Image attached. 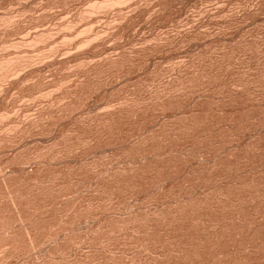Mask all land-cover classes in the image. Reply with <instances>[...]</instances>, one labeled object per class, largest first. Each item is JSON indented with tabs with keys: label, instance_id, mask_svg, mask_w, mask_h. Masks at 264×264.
Listing matches in <instances>:
<instances>
[{
	"label": "rangeland",
	"instance_id": "rangeland-1",
	"mask_svg": "<svg viewBox=\"0 0 264 264\" xmlns=\"http://www.w3.org/2000/svg\"><path fill=\"white\" fill-rule=\"evenodd\" d=\"M107 1L0 0V264H264V0Z\"/></svg>",
	"mask_w": 264,
	"mask_h": 264
},
{
	"label": "bare ground",
	"instance_id": "bare-ground-1",
	"mask_svg": "<svg viewBox=\"0 0 264 264\" xmlns=\"http://www.w3.org/2000/svg\"><path fill=\"white\" fill-rule=\"evenodd\" d=\"M112 1V0H111ZM114 1H116V2H114ZM114 1H112L113 2V5H112V2H109V1H107L109 4L106 6L105 4H106V2L103 4V6L107 9V7H109V5L111 6H115L116 4H120V3H125L126 2V0H114ZM127 1H132V0H127ZM156 1V0H155ZM154 1V2H155ZM164 1V0H163ZM64 2H66V1H64ZM94 2V1H93ZM118 2V3H117ZM133 2V1H132ZM116 3V4H115ZM123 3H122V5H123ZM89 4V3H88ZM91 4V3H90ZM119 4H118V6H119ZM85 5V4H84ZM92 5H94V4H92ZM101 5V6H100ZM99 5V8H101L102 7V4H100ZM145 5V4H144ZM126 6H128V4L126 5ZM125 6V7H126ZM133 7V6H132ZM150 7V6H149ZM162 7V6H161ZM48 8V7H47ZM58 8V7H57ZM82 8V7H81ZM99 8H97V9H99ZM103 8V7H102ZM104 8V9H105ZM135 8V7H134ZM52 9V8H51ZM66 9V8H65ZM110 9V8H109ZM85 10V9H84ZM96 10V9H95ZM95 10H93V11H95ZM131 10V9H130ZM48 11V10H47ZM104 11V10H103ZM129 11V10H128ZM96 12V11H95ZM22 13V12H21ZM89 13V12H88ZM102 13V12H101ZM118 14V13H117ZM123 14V13H122ZM151 14V13H150ZM84 15V14H83ZM131 15V14H130ZM12 16V15H11ZM85 16V15H84ZM102 16V15H101ZM15 17V16H14ZM13 17V18H14ZM82 17V16H81ZM87 17V16H86ZM126 17V16H125ZM78 18V17H77ZM96 18V17H95ZM2 19V18H1ZM114 19V18H113ZM126 19V18H125ZM9 20H11V19H9ZM115 20V19H114ZM134 21V20H133ZM12 22V21H11ZM68 22V21H67ZM82 22V21H81ZM110 22V21H109ZM80 22H78V24H79ZM115 23V22H114ZM1 24V23H0ZM10 24V23H9ZM71 24V23H70ZM82 24V23H81ZM99 25V24H98ZM113 25V24H112ZM119 25V24H118ZM77 26V25H76ZM97 26V25H96ZM100 26V25H99ZM115 26V25H114ZM6 27V26H5ZM12 27V26H11ZM65 27V26H64ZM67 27H69V26H67ZM77 28V27H76ZM106 28H108V27H106ZM7 29V28H6ZM49 29V28H48ZM85 29H87V28H85ZM5 30V29H4ZM65 30H66V28H65ZM115 30V29H114ZM13 31V30H12ZM71 31V30H70ZM72 31H73V29H72ZM83 31V30H82ZM82 31H81V33H82ZM104 31H106V30H104ZM43 32V31H42ZM69 32V31H68ZM92 32V31H91ZM109 32V31H108ZM64 33V32H63ZM85 33H87V32H85ZM88 33H90V31L88 32ZM126 33V32H125ZM136 33V32H135ZM4 34V33H3ZM43 34V33H42ZM50 34V33H49ZM48 34V35H49ZM61 34V33H60ZM70 34V33H69ZM84 34V33H83ZM105 34H107V33H105ZM145 34V33H144ZM34 35V34H33ZM47 35V36H48ZM88 35V34H87ZM166 35V34H165ZM28 36H30V34L28 35ZM46 36V35H45ZM123 36V35H122ZM169 36V35H168ZM186 36V35H185ZM33 37H35V36H33ZM44 37V36H43ZM54 37V36H53ZM69 37V36H68ZM165 37V36H164ZM3 38V37H2ZM56 38V37H55ZM84 38H86V37H84ZM98 38V37H97ZM104 38V37H103ZM138 38V37H137ZM147 38V37H146ZM163 38V37H162ZM166 38V37H165ZM12 39V38H11ZM50 39H52V38H50ZM60 39V38H59ZM67 39V38H66ZM100 39V38H99ZM168 39V38H167ZM23 40V39H22ZM21 40V41H22ZM32 40V39H31ZM33 40H34V38H33ZM72 40H73V38H72ZM71 40V41H72ZM91 40V39H90ZM93 40V39H92ZM116 40V39H115ZM136 40V39H135ZM164 40V39H163ZM27 41V40H26ZM40 41V40H39ZM61 41V40H60ZM95 41H97V40H94V42ZM141 41V40H140ZM147 41V40H146ZM12 42V41H11ZM17 42V41H16ZM23 42V41H22ZM32 42V41H31ZM46 42V41H45ZM49 42V41H48ZM84 42V41H83ZM87 42V41H86ZM94 42H92V43H94ZM116 42V41H115ZM126 42V41H125ZM33 43V42H32ZM68 43V42H67ZM88 43H90V42H88ZM121 43V42H120ZM143 43V42H142ZM147 43V42H146ZM162 43H164V42H162ZM4 44V43H3ZM12 44H13V42H12ZM15 44V43H14ZM27 44V46H28V43H26ZM31 44V43H30ZM29 44V45H30ZM58 44V43H57ZM56 43H55V45H54V48H55V46L57 45ZM78 44V43H77ZM34 45V44H33ZM46 45H47V43H46ZM61 45V44H60ZM71 45V44H70ZM74 45V44H73ZM84 45V44H83ZM91 45V44H90ZM114 45H115V43H114ZM135 45H136V43H135ZM145 45V44H144ZM25 46V45H24ZM36 46V45H35ZM34 46V47H35ZM37 46H38V43H37ZM45 46V45H44ZM68 46V45H67ZM107 46V45H106ZM108 46H109V44H108ZM107 46V47H108ZM8 47V46H7ZM16 47V46H15ZM22 47V46H21ZM29 47V46H28ZM101 47V46H100ZM137 47V46H136ZM139 47V46H138ZM12 48V47H11ZM33 48V47H32ZM52 48V47H51ZM57 48V47H56ZM148 48V47H147ZM2 49V48H1ZM7 49V48H6ZM24 49V48H23ZM28 49V48H27ZM31 49V48H30ZM35 49V48H34ZM40 49V48H39ZM49 49H50V47H49ZM49 49H47V50H49ZM59 49V48H58ZM61 49H63V48H61ZM65 49V48H64ZM98 49V48H97ZM126 49V48H125ZM155 49V48H154ZM8 50H12V49H8ZM29 50V49H28ZM42 50V49H41ZM71 50V49H70ZM76 50V49H75ZM159 50V49H158ZM7 51V50H6ZM38 51V50H37ZM44 51V50H43ZM79 51V50H78ZM97 51V50H96ZM130 51V50H129ZM35 52V51H34ZM44 52H46V51H44ZM51 52V51H50ZM64 52V51H63ZM66 52V51H65ZM116 52V51H115ZM197 52V51H196ZM2 53V52H1ZM18 53V52H17ZM67 53V52H66ZM118 53V52H117ZM125 53V52H124ZM165 53V52H164ZM58 54V53H57ZM68 54V53H67ZM74 54H75V52H74ZM106 54H107V52H106ZM109 54V53H108ZM114 54V53H113ZM209 54V53H208ZM9 55V54H8ZM44 55V54H43ZM53 55V54H52ZM155 55V54H154ZM22 56H24V55H22ZM25 56H26V54H25ZM49 56H51V55H49ZM55 56H56V54H55ZM67 56V55H66ZM65 56V57H66ZM71 56V55H70ZM90 56V55H89ZM116 56V55H115ZM145 56V55H144ZM13 57V56H12ZM19 57V56H18ZM28 57V56H27ZM52 57V56H51ZM94 57H96V56H94ZM134 57V56H133ZM202 57V56H201ZM22 58V57H21ZM62 58V57H61ZM78 58V57H77ZM88 58V57H87ZM29 59V58H28ZM35 59V58H34ZM33 59V60H34ZM42 59V58H41ZM60 59V58H59ZM120 59V58H119ZM134 59V58H133ZM2 60V59H1ZM39 60V59H38ZM50 60V59H49ZM61 60V59H60ZM63 60V59H62ZM106 60V59H105ZM144 60V59H143ZM153 60V59H152ZM15 61V60H14ZM52 61H54V60H52ZM59 61V60H58ZM94 61V60H93ZM96 61V60H95ZM131 61V60H130ZM203 61V60H202ZM4 62H7V61H4ZM4 62H2L4 65H6V66H3L1 63H0V78L2 79V80H4V79H7V76L10 74L9 73V71H7L8 69L7 68H9V66L6 64V63H4ZM84 62V61H83ZM88 62V61H87ZM90 62V61H89ZM8 63H10V62H8ZM12 63V62H11ZM16 63L17 62H15V65H16ZM33 63V62H32ZM42 63H44V62H42ZM62 63V62H61ZM66 63V62H65ZM34 64V63H33ZM40 64V63H39ZM45 64V63H44ZM77 64H78V62H77ZM84 64V63H83ZM88 64V63H87ZM91 64V63H90ZM15 65H13V66H15ZM51 65V64H50ZM76 65V64H75ZM123 65V64H122ZM132 65V64H131ZM3 68H2V67ZM8 66V67H7ZM12 66V67H13ZM148 66V65H147ZM193 66V65H192ZM4 67L7 69H4ZM34 67V66H33ZM46 67V66H45ZM50 67V66H49ZM70 67V66H69ZM83 67V66H82ZM87 67V66H86ZM174 67V66H173ZM48 68V67H47ZM68 68V67H67ZM106 68V67H105ZM114 68V67H113ZM151 68V67H150ZM181 68V67H180ZM200 68V67H199ZM4 69V70H3ZM16 69V68H15ZM10 70V69H9ZM30 70V69H29ZM34 70H36V69H34ZM79 70V69H78ZM81 70V69H80ZM101 70V69H100ZM123 70V69H122ZM195 70V69H194ZM189 71V70H188ZM22 72V71H21ZM25 72V71H24ZM23 73V72H22ZM51 73V72H50ZM54 73V72H53ZM101 73V72H100ZM105 73V72H104ZM118 73V72H117ZM146 73V72H145ZM171 73V72H170ZM197 74V73H196ZM72 75V74H71ZM99 75V74H98ZM21 76V75H20ZM37 76V75H36ZM47 76V75H46ZM123 76V75H122ZM174 76V75H173ZM191 76V75H190ZM45 77V76H44ZM96 77V76H95ZM175 77V76H174ZM101 78V77H100ZM10 79V78H9ZM74 79V78H73ZM84 79V78H83ZM2 80H0V81H2ZM44 80V79H43ZM170 80V79H169ZM173 80V79H172ZM6 81V80H5ZM51 81V80H50ZM140 81V80H139ZM3 82V81H2ZM34 82V81H33ZM60 82V81H59ZM28 83H30V82H28ZM44 83V82H43ZM61 83V82H60ZM96 83V82H95ZM5 84V83H4ZM32 84V83H31ZM146 84V83H145ZM27 85V84H26ZM64 85H65V83H64ZM68 85V84H67ZM159 85V84H158ZM166 85V84H165ZM1 86V85H0ZM21 86H22V84H21ZM66 86V85H65ZM4 87V86H3ZM62 87V86H61ZM26 88V87H25ZM38 88V87H37ZM46 88V87H45ZM63 88V87H62ZM170 88V87H169ZM178 88V87H177ZM176 88V89H177ZM57 89V88H56ZM55 89V90H56ZM77 89V88H76ZM146 89V88H145ZM164 89V88H163ZM53 90V89H52ZM58 90V89H57ZM105 90V89H104ZM0 91H2V90H0ZM53 92H54V90H53ZM56 92V91H55ZM54 92V93H55ZM65 92V91H64ZM142 92V91H141ZM58 93V92H57ZM76 93V92H75ZM1 94H3V93H1ZM10 94V93H9ZM40 94H43V93H40ZM49 94V93H48ZM94 94V93H93ZM39 95V94H38ZM154 95V94H153ZM19 96V95H18ZM17 96V97H18ZM125 96V95H124ZM11 97V96H10ZM56 98V97H55ZM66 98V97H65ZM35 99H36V97H35ZM47 99V98H46ZM76 99V98H75ZM133 99H134V97H133ZM171 99V98H170ZM222 99V98H221ZM31 100V99H30ZM33 100V99H32ZM120 100V99H119ZM9 101V100H8ZM28 101V100H27ZM64 101V100H63ZM125 101V100H124ZM151 101V100H150ZM23 102V101H22ZM105 102V101H104ZM157 102V101H156ZM161 102V101H160ZM27 104H28V102H26ZM134 103V102H133ZM12 104V103H11ZM26 104V105H27ZM32 104V103H31ZM62 104V103H61ZM71 104V103H70ZM147 104V103H146ZM159 104V103H158ZM21 105V104H20ZM20 105H18V106H20ZM56 105V104H55ZM59 105V104H58ZM76 105V104H75ZM42 106V105H41ZM44 106V105H43ZM42 106V107H43ZM54 106V105H53ZM114 106V105H113ZM120 106V105H119ZM123 106V105H122ZM143 106V105H142ZM162 106V105H161ZM108 107V106H107ZM145 107V106H144ZM25 108V107H24ZM46 108V107H45ZM74 108V107H73ZM91 108V107H90ZM111 108V107H110ZM143 108V107H142ZM27 109V108H26ZM80 109V108H79ZM128 109V108H127ZM153 109V108H152ZM34 110V109H33ZM45 110V109H44ZM49 110V109H48ZM108 110V109H107ZM122 110V109H121ZM130 110V109H129ZM162 110V109H161ZM16 111H18V110H16ZM114 111V110H113ZM133 111V110H132ZM25 112V111H24ZM79 112V111H78ZM101 112H102V110H101ZM105 112H107V111H105ZM193 112V111H192ZM20 113V112H19ZM184 113V112H183ZM7 114V113H6ZM5 114V115H6ZM41 114V113H40ZM98 114H99V112H98ZM97 114V115H98ZM13 115V114H12ZM11 115V116H12ZM30 115H31V113H30ZM60 115V114H59ZM93 115V114H92ZM19 116V115H18ZM58 116V115H57ZM88 116V115H87ZM104 116V115H103ZM129 116V115H128ZM8 117V116H7ZM28 117V116H27ZM68 117V116H67ZM74 117V116H73ZM79 117V116H78ZM91 117V116H90ZM115 117V116H114ZM4 118V117H3ZM6 119V118H5ZM4 119V120H5ZM20 119V118H19ZM24 119V118H23ZM166 119V118H165ZM168 119V118H167ZM4 120H0V121H4ZM8 120V119H7ZM64 120V119H63ZM27 121V120H26ZM25 121V122H26ZM104 121V120H103ZM144 122V121H143ZM1 123V122H0ZM11 123V122H10ZM105 123V122H104ZM111 123V122H110ZM12 124V123H11ZM3 125V124H2ZM20 125V124H19ZM160 125V124H159ZM16 126V125H15ZM34 127V126H33ZM18 128V127H17ZM15 129V128H14ZM15 131V130H14ZM11 132V131H10ZM9 132V133H10ZM1 133V132H0ZM7 133V132H6ZM13 133V132H12ZM28 135V134H27ZM75 135V134H74ZM14 136H16V135H14ZM92 136V135H91ZM55 137V136H54ZM61 138V137H60ZM62 139V138H61ZM37 140V139H36ZM26 142H28V141H26ZM39 142V141H38ZM12 143V142H11ZM44 143V142H43ZM56 143V142H55ZM69 143V142H68ZM28 146V145H27ZM30 146V145H29ZM18 147V146H17ZM56 147V146H55ZM73 148V147H72ZM126 148V147H125ZM23 149V148H22ZM48 149V148H47ZM253 149V148H252ZM72 150V149H71ZM15 151V150H14ZM13 151V152H14ZM56 152V151H55ZM99 153V152H98ZM172 153V152H171ZM170 153V154H171ZM116 154V153H115ZM33 155V154H32ZM112 156V155H111ZM24 157V156H23ZM87 157V156H86ZM182 157V156H181ZM52 158V157H51ZM231 158V157H230ZM14 159V158H13ZM38 159V158H37ZM55 159V158H54ZM128 159V158H127ZM87 160V159H86ZM130 160V159H129ZM31 161V160H30ZM38 161H39V159H38ZM58 161V160H57ZM88 161H90V160H88ZM20 162V161H19ZM60 162V161H59ZM69 162V161H68ZM144 162V161H143ZM77 163V162H76ZM82 163V162H81ZM68 164V163H67ZM72 164V163H71ZM127 164V163H126ZM125 164V165H126ZM143 164V163H142ZM48 165V164H47ZM59 165H60V163H59ZM80 165V164H79ZM89 165V164H88ZM136 165V164H135ZM207 165V164H206ZM113 166V165H112ZM210 166V165H209ZM1 167H3V166H1ZM22 167V166H21ZM108 167V166H107ZM26 168V167H25ZM24 168V169H25ZM28 170H29V168H28ZM27 170V171H28ZM120 170V169H119ZM6 171V170H5ZM110 171V170H109ZM115 171V170H114ZM135 171V170H134ZM1 172V171H0ZM26 172V171H25ZM79 172V171H78ZM10 173V172H9ZM63 173V172H62ZM70 173V172H69ZM72 173V172H71ZM49 174V173H48ZM4 175V174H3ZM10 176V175H9ZM71 176V175H70ZM19 177V176H18ZM51 177V176H50ZM101 177V176H100ZM25 178V177H24ZM110 178V177H109ZM49 179V178H48ZM62 179V178H61ZM65 180V179H64ZM8 183V182H7ZM50 183V182H49ZM66 183V182H65ZM91 183V182H90ZM21 184V183H20ZM37 184V183H36ZM79 185V184H78ZM95 185V184H94ZM105 185V184H104ZM42 186V185H41ZM162 186V185H161ZM46 187V186H45ZM59 188V187H58ZM90 188V187H89ZM6 190V189H5ZM54 190V189H53ZM31 191V190H30ZM20 192V191H19ZM8 193V192H7ZM16 193V192H15ZM156 193V192H155ZM17 194V193H16ZM74 194V193H73ZM166 194V193H165ZM196 194V193H195ZM9 195V194H8ZM192 195V194H191ZM59 196V195H58ZM78 196V195H77ZM114 196V195H113ZM68 198V197H67ZM88 200V199H87ZM188 200V199H187ZM7 202V201H6ZM55 202V201H54ZM61 202V201H60ZM179 202V201H178ZM206 202V201H205ZM12 203V202H11ZM93 203V202H92ZM107 204V203H106ZM170 204V203H169ZM176 204V203H175ZM174 204V205H175ZM22 205V204H21ZM60 206V205H59ZM89 206V205H88ZM24 207V206H23ZM109 207V206H108ZM116 207V206H115ZM13 208V207H12ZM32 208V207H31ZM66 208V207H65ZM74 208V207H73ZM83 208V207H82ZM157 208V207H156ZM159 208V207H158ZM174 208V207H173ZM80 209V208H79ZM26 210V209H25ZM93 210V209H92ZM153 210V209H152ZM4 211V210H3ZM85 211V210H84ZM106 211V210H105ZM17 212V211H16ZM152 212V211H151ZM38 213V212H37ZM61 213V212H60ZM116 213V212H115ZM131 213V212H130ZM133 213V212H132ZM70 214V213H69ZM79 214V213H78ZM149 214V213H148ZM7 215V214H6ZM18 215V214H17ZM111 215V214H110ZM109 215V216H110ZM128 215V214H127ZM122 216V215H121ZM60 217V216H59ZM117 217V216H116ZM125 217V216H124ZM128 217V216H127ZM34 218V217H33ZM56 218V217H55ZM164 218V217H163ZM32 219V218H31ZM40 219V218H39ZM114 219V218H113ZM135 219V218H134ZM95 220V219H94ZM101 220V219H100ZM4 221V220H3ZM20 221V220H19ZM34 221V220H33ZM135 221V220H134ZM170 221H172V220H170ZM209 221V220H208ZM226 221V220H225ZM86 222V221H85ZM100 222V221H99ZM178 222V221H177ZM210 222V221H209ZM258 222V221H257ZM23 224V223H22ZM30 224V223H29ZM60 224V223H59ZM101 224V223H100ZM125 225V224H124ZM137 225V224H136ZM156 225V224H155ZM222 225V224H221ZM24 226V225H23ZM18 227V226H17ZM20 227V226H19ZM87 227V226H86ZM91 227V226H90ZM125 227V226H124ZM12 228V227H11ZM4 229V228H3ZM14 229V228H13ZM21 229V228H20ZM23 229V228H22ZM61 229V228H60ZM76 229V228H75ZM146 229V228H145ZM213 229V228H212ZM5 230V229H4ZM3 230V231H4ZM52 230V229H51ZM93 230V229H92ZM219 230V229H218ZM71 231V230H70ZM83 231V230H82ZM87 231V230H86ZM123 231V230H122ZM136 231V230H135ZM240 231V230H239ZM27 232V231H26ZM62 232V231H61ZM104 232V231H103ZM21 233V232H20ZM69 233V232H68ZM77 233V232H76ZM5 234V233H4ZM28 234V233H27ZM38 234V233H37ZM73 234V233H72ZM98 234V233H97ZM135 234V233H134ZM0 235H2V234H0ZM39 235V234H38ZM67 235V234H66ZM71 235V234H70ZM94 235V234H93ZM96 235V234H95ZM122 235V234H121ZM12 236V235H11ZM27 236V235H26ZM50 236V235H49ZM68 236V235H67ZM60 237V236H59ZM141 237V236H140ZM209 237V236H208ZM87 238V237H86ZM17 239V238H16ZM40 239V238H39ZM81 239V238H80ZM83 239V238H82ZM92 239V238H91ZM117 239V238H116ZM126 239V238H125ZM202 239H204V238H202ZM47 240V239H46ZM87 240V239H86ZM96 240V239H95ZM144 240V239H143ZM52 241V240H51ZM5 242V241H4ZM91 242V241H90ZM148 242V241H147ZM169 242V241H168ZM197 242H198V240H197ZM15 243V242H14ZM149 243V242H148ZM32 245V244H31ZM35 245V244H34ZM86 245V244H85ZM189 245V244H188ZM33 247V246H32ZM39 247V246H38ZM102 247V246H101ZM134 247V246H133ZM186 247V246H185ZM5 248V247H4ZM45 249V248H44ZM80 249V248H79ZM146 249V248H145ZM33 250V249H32ZM148 250V249H147ZM28 251V250H27ZM180 251V250H179ZM252 251V250H251ZM14 252V251H13ZM108 253V252H107ZM110 253V252H109ZM45 254V253H44ZM73 254V253H72ZM177 254V253H176ZM42 255V254H41ZM58 255V254H57ZM121 255V254H120ZM174 255V254H173ZM52 256V255H51ZM127 256V255H126ZM69 257V256H68ZM74 257V256H73ZM72 257V258H73ZM165 257V256H164ZM227 257V256H226ZM70 258V257H69ZM151 258V257H150ZM50 259H52V258H50ZM152 259V258H151ZM131 260V259H130ZM60 261V260H59ZM220 261V260H219ZM68 262V261H67ZM91 262V261H90ZM149 262V261H148ZM54 263V262H53ZM58 263V262H57ZM143 263V262H142ZM8 264V263H7ZM51 264V263H50ZM155 264V263H154ZM167 264V263H166Z\"/></svg>",
	"mask_w": 264,
	"mask_h": 264
}]
</instances>
